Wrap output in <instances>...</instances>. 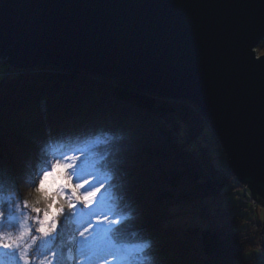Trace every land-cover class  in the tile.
<instances>
[{
    "label": "trees",
    "instance_id": "16d2710c",
    "mask_svg": "<svg viewBox=\"0 0 264 264\" xmlns=\"http://www.w3.org/2000/svg\"><path fill=\"white\" fill-rule=\"evenodd\" d=\"M259 47L264 50V38ZM196 108L186 98L161 96L110 76L46 64L22 67L0 73V160L19 168L47 142L50 163L82 156L91 177L104 178L119 153L117 179L104 184L94 202L114 220L135 213L107 236V254L119 258L116 264H252L247 251L255 239L242 224L244 214L223 201L232 172L217 165ZM0 196V211L6 212L9 197L23 206L27 200L25 209L34 216L33 206L46 207L43 200L35 202L34 186L22 174L17 188L5 183ZM175 202L191 203L189 211L202 222L166 223ZM56 219L50 250L43 253H56L53 264H72L71 246L82 227L66 205ZM145 243L149 247L135 251Z\"/></svg>",
    "mask_w": 264,
    "mask_h": 264
},
{
    "label": "water",
    "instance_id": "95a60500",
    "mask_svg": "<svg viewBox=\"0 0 264 264\" xmlns=\"http://www.w3.org/2000/svg\"><path fill=\"white\" fill-rule=\"evenodd\" d=\"M263 38L264 0H0L7 62L83 70L194 102L262 199Z\"/></svg>",
    "mask_w": 264,
    "mask_h": 264
},
{
    "label": "snow or ice",
    "instance_id": "6c2138e0",
    "mask_svg": "<svg viewBox=\"0 0 264 264\" xmlns=\"http://www.w3.org/2000/svg\"><path fill=\"white\" fill-rule=\"evenodd\" d=\"M52 155L48 151V143L43 142L36 146L35 157L24 161L19 168L6 166L0 160V192H2L5 183L11 188H17V176L20 174L25 177L27 183L34 186L35 202L39 203L43 200L46 204L43 210L35 206L32 208V211L37 214L34 217L38 224L35 231L42 234V237H48L50 233L57 230L56 218L64 214L66 205L69 212L76 218L77 223L83 227V231L79 232V238L75 240L76 255L83 258L85 264H92L94 260L101 259L95 245L97 235L103 233L107 237L109 233L119 232L127 222L135 219V213L132 210L121 219L108 221V215L97 211L95 207H88L87 211L77 208L78 203H83L85 206L93 205L94 199H97V194L101 193L105 183L112 186L113 181L117 179L119 153H117V159L113 160V164L103 180L100 176H96L91 181L83 180L85 176L91 177L93 173L85 166L82 156L65 155L50 163L49 160ZM73 176L77 181L83 180V183L73 185ZM86 184L89 189L93 190L85 189L83 195H79L78 190L84 189ZM97 184L100 186L97 187ZM2 199L3 197L0 196V200ZM117 199L120 197L118 196ZM11 201L12 198L9 197L6 212L0 211V226L5 221L12 222L15 219L14 212L19 211L21 207L17 203L13 208ZM23 203L24 207L29 204L27 200ZM0 207H3L2 203H0ZM41 212L43 213L42 217ZM106 221H108L107 226L105 225ZM21 228L22 231L16 238H12L10 234L7 236L0 234V264H30L28 248L36 244L42 237L33 235L31 244L22 248L19 241L31 233L33 229L27 227L26 220L21 224ZM147 247L149 245L145 243L136 248L135 251L139 252ZM119 251L118 249L117 252ZM124 251L129 254L131 250L125 249ZM52 255L55 257L56 253ZM72 258L70 255L69 259Z\"/></svg>",
    "mask_w": 264,
    "mask_h": 264
},
{
    "label": "rangeland",
    "instance_id": "374dc122",
    "mask_svg": "<svg viewBox=\"0 0 264 264\" xmlns=\"http://www.w3.org/2000/svg\"><path fill=\"white\" fill-rule=\"evenodd\" d=\"M261 41L256 45L257 55L264 53V50L260 51L259 46H260ZM0 58L2 59L3 56L0 55ZM3 59H4V61L0 62L1 63L0 73H4L7 70H9L10 68H13L12 69L13 72L17 71V69H19V68H22V67L13 66L9 62H7L5 58H3ZM35 66H38V65H35ZM32 67H34V66H32ZM61 69H64V68H61ZM88 73H90V72H88ZM196 110L199 112L201 120L205 124V127L208 131V141H210V143L213 146H215V148L213 150L217 154V158L219 160H221L219 157L223 158V153L225 152L223 144L221 143L215 129L213 128L211 121L209 120V118H207L203 114V112L200 110L198 105H197ZM225 154H226V152H225ZM224 162L229 163L228 158ZM223 169H225V167H223ZM101 174L103 176L106 175V173H104V172ZM92 179H95V178L89 177V176H85L83 178V180H89V181H91ZM101 179L103 180V178H101ZM83 180L77 181L76 178L73 176L72 183H73V185H75L76 183H83ZM85 189L93 190V189H89L88 185L86 184L84 189L78 190V194L83 195V192ZM223 190L225 192L224 197H223V201H224V204H226V207L232 206L235 209H240V212H242L244 214L243 223H242L243 226L246 227L247 229L253 231L254 233H256V232L258 233V236L256 234L254 235V238H255V241L259 245H256V246L252 247L251 249H249L247 251V253H248L247 257H251V256L254 257L255 256V260H252L253 264H264V247H263V249H261L262 248L261 244H260L261 243L260 242L261 232L259 233V231H261V230L257 227V224H255V222H254L256 219V215H255L254 208L252 205V200H249V199L247 200L245 198L246 197L245 194L243 193V189L239 186L235 187L231 181H227L223 185ZM13 198L14 199H12V200L14 202L11 201L12 207L15 208V205L17 203H19L21 205V207H20L19 211L14 212L15 219L12 222L5 221L3 223V225L0 226V234H3L5 236L10 234L12 236V238H16L17 236H19L20 232L22 231L21 224L26 220L27 221V227L32 228L33 231L31 233L25 235L24 238L19 241L21 247L23 248L26 245L31 244V237L33 235H35L37 237H42V234L37 233L35 231V228L38 227V224L36 223V221L34 219L35 216L30 214L28 212V210L25 209V207L22 205V202L18 198H16V197H13ZM97 199H98V196H97ZM97 199H94L93 205H90L89 207H95L97 209V211L103 212L104 214H107L105 209L94 204V202ZM7 207H8V205H7ZM189 207H191V203H189V202H175V203H173L172 204V210L174 212V217L169 219L168 221H166V223L168 222V223H176V224H182V225L201 223L202 221L199 218V215L190 212L188 209ZM260 208L262 209V207H260ZM78 209H82V208H78ZM84 211H86V210H84ZM258 211L261 212L260 209ZM262 217H263V213H262ZM93 219H95V218H93ZM112 220H114V219L108 218V221H112ZM108 221L105 222L106 226H107ZM84 226H86V225H84ZM80 231H83V227L75 233L73 244L71 246V250H72V254H73L72 264H85L84 259L81 257H78L76 255V247L74 246L75 240L79 238V232ZM54 234H55V231L50 233L48 237H42V239H39L36 244H33L30 248H28V253H29L28 258H29L30 264H53V262L55 260L54 257H47L46 255H44L43 252L36 253V252H34V251H36L34 249L35 248L38 249L39 247H41V250L47 248L48 245L52 242V240L54 238L53 237ZM108 239L109 238L105 237L103 233H100L97 235V237L95 239V245H96L97 250L99 251V254L101 252H102V254L100 255L101 259L94 260L92 262V264H116V259H119V258L118 257L112 258L110 256V254H107L108 253L107 250H109V248L111 247ZM103 252H105V253H103Z\"/></svg>",
    "mask_w": 264,
    "mask_h": 264
},
{
    "label": "bare ground",
    "instance_id": "6f19581e",
    "mask_svg": "<svg viewBox=\"0 0 264 264\" xmlns=\"http://www.w3.org/2000/svg\"><path fill=\"white\" fill-rule=\"evenodd\" d=\"M0 66H1V63H0ZM45 109H46V107H45ZM225 152L223 153V158L219 157L221 160H219L217 158V154L215 153L216 158H217V165L220 166L221 168L225 166L226 162H224V161L228 158V156H226L227 153L225 154ZM228 161H229V159H228ZM229 165H230V163H229ZM230 167H231V165H230ZM229 172H232L231 173L232 174V181L231 182L234 184V186L235 187H237V186L242 187L243 186V181H241L239 179V177L234 173L232 167H231V171H229ZM261 203H262L261 204L262 205V209L258 208V207H253V208H254V212H255V215H256V219H255L254 222H255V224H257V227L261 230V231H259V233L261 232V235H260V242L261 243L260 244H261V247H262L261 249H263V247H264V225H263V220H264V199H262ZM259 209L261 210V212L258 211ZM238 210H240V209H238ZM262 213H263V217H262ZM173 224H176V223H173ZM262 227H263V230H262ZM249 231H250L251 235H253V237H254L255 234L258 236L257 232L254 233L251 230H249ZM256 245H259V244L255 241V246ZM48 249L50 250L49 247H48ZM48 249L45 248L43 250L45 252H48ZM43 250H41V248H39L38 250H36V253H41V252H43ZM253 260H255V256L253 257ZM252 264H253V262H252Z\"/></svg>",
    "mask_w": 264,
    "mask_h": 264
},
{
    "label": "built area",
    "instance_id": "2783aa9c",
    "mask_svg": "<svg viewBox=\"0 0 264 264\" xmlns=\"http://www.w3.org/2000/svg\"><path fill=\"white\" fill-rule=\"evenodd\" d=\"M4 61V59L2 58H0V62H3ZM12 69L13 68H10L9 70H7L6 72H4V73H13V71H12ZM219 137V136H218ZM220 139V138H219ZM221 141V140H220ZM222 143V142H221ZM225 169H228L229 171H231V167H230V165H229V163H225ZM242 189H243V193L245 194V198L248 200H252V205H253V207H258V208H260V207H262V203H261V201H262V198L258 195V196H256V198L254 197V195H253V193L251 192V190L249 189V187H248V185L246 184V183H244L243 182V186L241 187Z\"/></svg>",
    "mask_w": 264,
    "mask_h": 264
}]
</instances>
